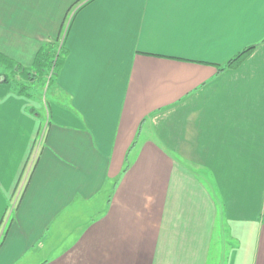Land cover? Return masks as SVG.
Wrapping results in <instances>:
<instances>
[{"label":"crops","instance_id":"obj_1","mask_svg":"<svg viewBox=\"0 0 264 264\" xmlns=\"http://www.w3.org/2000/svg\"><path fill=\"white\" fill-rule=\"evenodd\" d=\"M50 42L27 161L0 86V264H264V0H0V76Z\"/></svg>","mask_w":264,"mask_h":264},{"label":"rangeland","instance_id":"obj_2","mask_svg":"<svg viewBox=\"0 0 264 264\" xmlns=\"http://www.w3.org/2000/svg\"><path fill=\"white\" fill-rule=\"evenodd\" d=\"M48 73L49 72H45L44 76H42L41 78L36 77L32 80L23 79L21 77L18 78L15 75H12V76L8 75V76H3V77L0 76V79L2 80H5V78H7V82L0 84V86L2 87L8 86L7 88L9 89L7 90V92L10 89L13 91L14 96L11 97L10 99H6L10 101L9 103H11V107L13 108V115L14 116L18 115L20 118L28 117V120H32L31 117L33 118L35 117L34 119L36 120V122L38 121V123L33 121L34 124L32 123L26 127L28 129L27 131L25 130L26 132L25 141L24 142L22 140L19 141V146L20 147L24 146V151H22L23 152L22 156L25 152L24 160L27 154L26 161L31 159V156L29 155H31V151L33 149L35 150V148L37 147V143L40 137L38 135V132H40L43 129V125H44L46 115H47L44 109V104L46 102H49L50 107L53 109L52 110L50 108L49 111H52V112L59 106L55 104V101L53 99H51V97L53 96L51 93L53 81H51L50 83L48 82L50 78ZM40 126L42 127L41 130H40ZM22 129L23 128L21 127V125H19L17 133L21 134ZM32 129L33 131H31ZM30 131H31V135H30ZM22 156L20 158L21 160H20L19 168L22 167ZM27 168L28 166L26 164L21 169H19L20 171L19 174L22 172V174H20V176L22 177L21 180H23ZM11 175H14V174L11 172ZM14 183L15 182H12V185ZM19 188H17V192ZM10 207L11 205L9 204L2 212V217L0 216V220H1L0 221V242L3 238L2 235L4 234V231H3L5 228L4 224L7 222L6 220L9 217L10 212H11Z\"/></svg>","mask_w":264,"mask_h":264},{"label":"trees","instance_id":"obj_3","mask_svg":"<svg viewBox=\"0 0 264 264\" xmlns=\"http://www.w3.org/2000/svg\"><path fill=\"white\" fill-rule=\"evenodd\" d=\"M251 47L252 46L247 47L238 52L226 62V65H230L242 59L250 51ZM61 52L62 50H60L59 48L57 49L56 44H54L53 42L43 45L39 52L36 54L33 66L29 70H22L23 72L25 71L27 75L24 79L32 80L36 77L41 78L42 76H44L45 72L50 71V78L48 82L50 83L51 81H53V79L55 78V74L61 66L64 58V51L63 53ZM4 81L7 82V78H5Z\"/></svg>","mask_w":264,"mask_h":264}]
</instances>
